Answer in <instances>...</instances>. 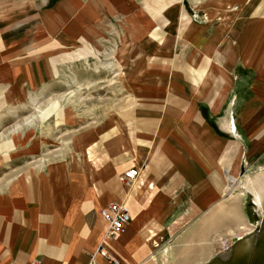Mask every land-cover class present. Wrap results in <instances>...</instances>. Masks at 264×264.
Wrapping results in <instances>:
<instances>
[{"label": "crops", "instance_id": "0c3cea01", "mask_svg": "<svg viewBox=\"0 0 264 264\" xmlns=\"http://www.w3.org/2000/svg\"><path fill=\"white\" fill-rule=\"evenodd\" d=\"M11 1L0 0V94L13 116L24 96L66 97L67 52L91 49L106 19H124L150 54L126 65L133 97L115 126L81 132L31 172L0 173V264H88L100 244L120 264L209 263L247 223L230 202L243 164L264 159V0H42L20 18ZM247 79L229 124L227 84ZM29 124L12 125L18 145ZM111 201L131 219L104 239L99 210Z\"/></svg>", "mask_w": 264, "mask_h": 264}, {"label": "rangeland", "instance_id": "374dc122", "mask_svg": "<svg viewBox=\"0 0 264 264\" xmlns=\"http://www.w3.org/2000/svg\"><path fill=\"white\" fill-rule=\"evenodd\" d=\"M11 2L14 7L18 5L14 14L19 15V18L25 14L23 12L28 5H35L38 8L43 3L42 0H12ZM101 24L102 35L94 41V44L90 42L91 49L86 47L85 51L81 52L82 48L75 46L67 52V57L71 61L66 70L69 77L68 87L64 89L68 92L66 97L51 94L38 101L24 96V100L18 101L19 107L23 110L18 111L20 115L17 117L10 114L12 105L4 100L6 94H0V97L2 95L0 143L4 139H10L12 142V147L3 149L6 150V155L3 150H0V173L3 171L13 172V174L31 172L36 167L38 156L56 152V147L65 141L71 144V141L81 132L115 126L122 120L123 110L132 102L131 97H133L131 91L133 84L129 83V77L125 75L126 71L130 70L126 68V65L131 60V71L134 72L137 70L136 62L138 63L141 58L146 60L150 53L138 50L140 46L138 41L142 36L132 34L134 30L127 29L124 19H106ZM125 49H132V51L126 52ZM236 81L227 84L230 92L226 106L229 124H234V109L248 94L246 83L248 79L238 85L235 84ZM235 92L241 94L238 99L233 97ZM262 103L264 101L255 100V107H260ZM49 108L52 111L46 114V109ZM18 113L16 111V114ZM23 118L28 119L25 121ZM19 122L37 126L35 132L32 129L26 130L25 134L28 135L30 132V137L22 142L23 145H18L13 137L14 134H11L13 133L12 125ZM25 127L28 126H24V129ZM14 132L17 133V130ZM231 133L236 134L235 128ZM243 136L245 137L243 144L247 148L248 140L246 135L243 134ZM37 139L46 141L44 147L37 146L39 145L36 142ZM243 167L245 175L238 180L237 188L233 193L234 197L230 202L234 204L232 199L237 197V202L243 203L247 223L243 228L238 229L234 236L227 237L226 244H221L216 256H227L235 238L256 233L264 220V159L254 164L245 163ZM257 192L261 198L260 202L256 197Z\"/></svg>", "mask_w": 264, "mask_h": 264}, {"label": "built area", "instance_id": "2783aa9c", "mask_svg": "<svg viewBox=\"0 0 264 264\" xmlns=\"http://www.w3.org/2000/svg\"><path fill=\"white\" fill-rule=\"evenodd\" d=\"M138 175L139 170L132 167L123 173L122 178L127 184H132ZM99 214L106 222L104 239H113L117 234L123 231L131 219V213L127 205L118 201H111L107 205L101 207ZM95 254L101 255L108 264H120V260L103 244H100L91 254L88 264H97L94 260Z\"/></svg>", "mask_w": 264, "mask_h": 264}, {"label": "bare ground", "instance_id": "6f19581e", "mask_svg": "<svg viewBox=\"0 0 264 264\" xmlns=\"http://www.w3.org/2000/svg\"><path fill=\"white\" fill-rule=\"evenodd\" d=\"M264 223V222H263ZM259 232L257 233H251L248 235H245L243 237L238 238V242L235 245V251L234 254H239V258H243L242 252L245 251V249H249L248 256L245 257V260L247 264H264V244L262 247H259L257 244H260V242H256L258 240ZM260 238L261 243H264V233L260 234L258 236ZM254 239V240H253ZM249 240H253L252 245H248L247 243L241 244V246L237 247L239 242H247ZM257 245V246H255ZM213 264H219L214 262ZM220 264H225V262H222Z\"/></svg>", "mask_w": 264, "mask_h": 264}, {"label": "water", "instance_id": "95a60500", "mask_svg": "<svg viewBox=\"0 0 264 264\" xmlns=\"http://www.w3.org/2000/svg\"><path fill=\"white\" fill-rule=\"evenodd\" d=\"M264 222V220H263ZM259 232L258 236L262 233H264V223H262L261 227L257 230V233ZM257 236L258 240H256V242H260V244H257L259 247H262L264 243H261V241L263 240H260V238ZM254 240V239H253ZM253 240H249L247 242H239L238 246H241V244L243 243H247L248 245H252L253 243ZM238 238H235L232 246H231V249H230V252L228 253V255L226 256H215L209 263L207 264H213L214 262L216 263H222V262H225V264H247L245 260V257L248 256V252H249V249H245V251L242 252L243 254V258H239V254H234V251H235V245L236 243L238 242ZM255 245V246H257Z\"/></svg>", "mask_w": 264, "mask_h": 264}]
</instances>
